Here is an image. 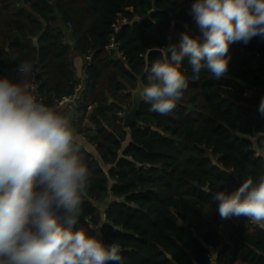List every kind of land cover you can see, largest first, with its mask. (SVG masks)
<instances>
[{
  "label": "trees",
  "instance_id": "16d2710c",
  "mask_svg": "<svg viewBox=\"0 0 264 264\" xmlns=\"http://www.w3.org/2000/svg\"><path fill=\"white\" fill-rule=\"evenodd\" d=\"M190 9L175 0H0V76L31 62L48 105L82 85L75 126L90 181L79 226L118 243L121 264H264V226L232 217L226 241L206 211L218 209L214 192L264 175V38L232 44L219 80L203 70L193 80L185 60L189 86L173 112L143 102L141 124L123 126L121 105L131 106L139 77L147 83L145 69L185 30L198 34Z\"/></svg>",
  "mask_w": 264,
  "mask_h": 264
},
{
  "label": "clouds",
  "instance_id": "9594fccd",
  "mask_svg": "<svg viewBox=\"0 0 264 264\" xmlns=\"http://www.w3.org/2000/svg\"><path fill=\"white\" fill-rule=\"evenodd\" d=\"M190 12L198 34L185 30L178 44L164 47L137 90L160 115L173 112L189 86L185 60L193 80L202 70L219 80L229 72L232 44L264 38V0H194ZM16 71L20 81L0 76V264H121L118 243L105 244L79 226L90 173L71 112L38 96L31 62L17 63ZM258 111L264 115V98ZM213 199L222 220L243 216L264 226V175Z\"/></svg>",
  "mask_w": 264,
  "mask_h": 264
},
{
  "label": "crops",
  "instance_id": "0c3cea01",
  "mask_svg": "<svg viewBox=\"0 0 264 264\" xmlns=\"http://www.w3.org/2000/svg\"><path fill=\"white\" fill-rule=\"evenodd\" d=\"M74 62L76 64V67H77V73L80 75L81 74V71L84 67V59L83 58H78L77 56L74 57ZM7 77L13 79L14 81H20L23 77H21V75L16 71L15 68L11 69L8 71V73L6 74ZM254 92V91H252ZM65 108L68 109L70 112H71V116H72V123H73V128H74V131H75V134L78 138V140H83V136L80 135L76 129V126H75V120L77 118V113L74 109V106L73 105H65ZM90 109V108H89ZM92 126L90 120L88 118H86L83 122V127L85 129H90ZM210 213H212L211 215H216L221 224H222V234L224 235V238L225 240L227 241V237H226V232L228 230V228H230L231 226L233 225H236L237 224V221L235 219H227V220H222L219 216V213L217 211V209L213 208L210 210Z\"/></svg>",
  "mask_w": 264,
  "mask_h": 264
},
{
  "label": "water",
  "instance_id": "95a60500",
  "mask_svg": "<svg viewBox=\"0 0 264 264\" xmlns=\"http://www.w3.org/2000/svg\"><path fill=\"white\" fill-rule=\"evenodd\" d=\"M178 3H181L185 6H189L191 7L192 2L190 0H175ZM35 42L37 44V39H35ZM139 82H138V86L135 90H133L132 92V104L131 106H127V105H121V107L123 108V113L121 114L122 118H123V126L125 129H129L131 125L133 124H141V122L138 120L137 118V113L138 110L141 106V104L143 103V101H141L139 99L138 96V92L137 90L139 88H142L145 84L142 81V78L139 77ZM242 85H246L245 82L241 81ZM169 257H171V255H169Z\"/></svg>",
  "mask_w": 264,
  "mask_h": 264
},
{
  "label": "built area",
  "instance_id": "2783aa9c",
  "mask_svg": "<svg viewBox=\"0 0 264 264\" xmlns=\"http://www.w3.org/2000/svg\"><path fill=\"white\" fill-rule=\"evenodd\" d=\"M117 45H118V43L116 41V37L113 35L111 37V40H110L107 48H106V50H107L109 55L112 54V51L116 48ZM86 59L88 60V62H90L91 61V56H86ZM85 71H86V65H85V68H84V73H85ZM34 72L36 73L35 74V81L38 84V96L40 97V92H39L40 82L37 79V71L34 70ZM81 90H82V85L77 86L75 91H74V93H72L70 95L63 96L62 98H55V102H54L53 105L63 104L64 106L65 105H73V106H75L77 104L78 99H79V95L81 93ZM209 257H210V260L212 262L215 261V253H214V251H211L209 253Z\"/></svg>",
  "mask_w": 264,
  "mask_h": 264
},
{
  "label": "rangeland",
  "instance_id": "374dc122",
  "mask_svg": "<svg viewBox=\"0 0 264 264\" xmlns=\"http://www.w3.org/2000/svg\"><path fill=\"white\" fill-rule=\"evenodd\" d=\"M246 93H247L248 95H253V94H254V92H252V91H247ZM206 211L208 212L209 215L212 214V213H210V210L206 209Z\"/></svg>",
  "mask_w": 264,
  "mask_h": 264
}]
</instances>
